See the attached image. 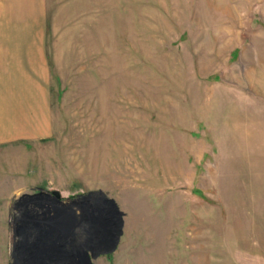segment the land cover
Returning <instances> with one entry per match:
<instances>
[{
    "label": "rangeland",
    "instance_id": "rangeland-1",
    "mask_svg": "<svg viewBox=\"0 0 264 264\" xmlns=\"http://www.w3.org/2000/svg\"><path fill=\"white\" fill-rule=\"evenodd\" d=\"M0 5L44 42L50 109L0 140V264L22 195L98 190L124 228L93 264H264V0Z\"/></svg>",
    "mask_w": 264,
    "mask_h": 264
},
{
    "label": "water",
    "instance_id": "water-1",
    "mask_svg": "<svg viewBox=\"0 0 264 264\" xmlns=\"http://www.w3.org/2000/svg\"><path fill=\"white\" fill-rule=\"evenodd\" d=\"M51 202L14 203L10 264H93L113 252L123 234L124 212L103 191L62 200L57 191L39 193Z\"/></svg>",
    "mask_w": 264,
    "mask_h": 264
},
{
    "label": "crops",
    "instance_id": "crops-1",
    "mask_svg": "<svg viewBox=\"0 0 264 264\" xmlns=\"http://www.w3.org/2000/svg\"><path fill=\"white\" fill-rule=\"evenodd\" d=\"M1 17V5H0ZM0 18V140L32 138L49 122V85L44 74V42L13 34ZM5 33H8L6 35ZM37 38V39H36ZM39 46V45H38ZM25 74V75H24ZM28 79L30 80L28 82Z\"/></svg>",
    "mask_w": 264,
    "mask_h": 264
}]
</instances>
